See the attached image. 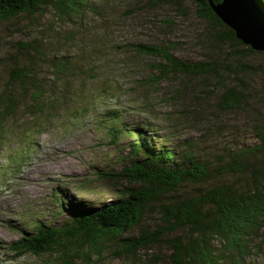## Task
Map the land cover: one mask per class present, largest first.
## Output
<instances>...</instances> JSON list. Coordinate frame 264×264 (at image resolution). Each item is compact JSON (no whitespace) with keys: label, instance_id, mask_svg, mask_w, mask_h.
Listing matches in <instances>:
<instances>
[{"label":"trees","instance_id":"trees-1","mask_svg":"<svg viewBox=\"0 0 264 264\" xmlns=\"http://www.w3.org/2000/svg\"><path fill=\"white\" fill-rule=\"evenodd\" d=\"M191 1L197 16L216 29L206 34L205 42L218 49L229 46L230 60H191L177 56L171 43H133L130 49L135 53L156 59L150 66L148 83L160 84L173 75L172 80L179 84L166 92L167 97L182 101L188 98L190 88L185 81L210 73L216 81L208 93L217 90L219 108L230 112L253 108L254 94L245 77L264 73V65L249 60L254 54L264 55V51L243 46L208 0ZM168 2L147 0V5ZM256 2L264 13V0ZM109 3L0 0V23L19 16L45 17L43 31L16 41L12 53L0 55V145L9 141L14 126H23L21 129L28 130L24 137H29L30 132L47 129L64 108L70 106L73 116L74 110L80 113L87 106L86 89L79 88L98 67L93 68L91 59L105 56L106 42L101 40L104 43L97 45V40L108 25L100 22L96 31L87 35L84 24L90 22L89 14L99 19L107 15ZM54 45L64 53H58ZM70 46L75 52L67 49ZM74 81H78V89ZM20 113L27 117L26 123L18 122ZM126 113L115 102L102 110L99 119L104 131L100 139L120 154L114 156L115 164L103 161L104 166H94V174L96 179L111 181L115 196L101 203H65L64 196L54 193L59 213L65 217L46 222L33 216L15 228L19 237L5 243L11 256L46 254L54 260L47 264H102L103 256L110 252L120 264H258L252 257L264 244V117L254 110L248 113L253 142L221 139L204 155L198 153L199 144L189 138L172 143L159 134L157 124L126 121ZM217 139L216 135L213 140ZM27 141L25 148L33 143ZM26 155L25 150L16 158V165ZM148 216L157 219L156 226L147 227ZM161 242L167 253L163 257L155 253L153 261H145V250Z\"/></svg>","mask_w":264,"mask_h":264},{"label":"rangeland","instance_id":"rangeland-1","mask_svg":"<svg viewBox=\"0 0 264 264\" xmlns=\"http://www.w3.org/2000/svg\"><path fill=\"white\" fill-rule=\"evenodd\" d=\"M108 10L110 12L102 19L87 15L90 22L84 24L88 31L83 33L87 35L95 32L94 28L100 22L101 25H108L99 35V43L96 42L102 45L104 42L101 40H105V56L91 59L100 63L96 65L93 62V68L98 67L91 71L93 76H88L92 78L83 80V87L79 88L86 89L83 93L89 98L85 102L87 106L80 113L74 110L76 113L73 116L70 106H67L47 129L38 134L29 131V137H24L28 130L21 129L23 126L18 129L14 126L9 141L0 145V264L54 262L46 254L36 256L25 253L14 259L5 248L6 242L19 237L15 228H21L31 217L37 216L46 222L60 221L65 217L59 213L54 193L64 196L65 203L68 200L101 203L115 196L111 181L96 179L94 174V166H104L103 161H114L112 163L115 164L114 156L120 154L115 147L108 146L106 141L100 139L104 131L99 119L106 106H114L118 102L127 111L126 121L146 120L157 124L159 134L170 142L189 138L191 142L199 144L198 153L205 152L204 155H208L214 142L221 139L230 138L233 143V138L239 144L254 141L248 133L252 121L248 113L254 110L260 118L264 117V73L245 77L247 86L254 94L253 108H239L230 112L219 108L215 97L217 90L208 93L216 81L213 74L187 79L185 82L190 87L188 98L177 101L167 97L166 93L179 84L172 80L173 75L160 84L148 83V77L152 74L150 66L156 59L130 49L133 43H171L173 51L180 58L203 61L212 58L228 63L230 47L223 45L218 49L217 46L213 48L207 45L208 41L206 43L204 39L206 34L216 29L197 16L196 5L191 0H169L167 4L159 6H149L147 0H110ZM103 14L100 12V15ZM36 18L19 16L0 23V55L6 51L12 53L16 41H24L38 30L43 31L45 17ZM58 47L54 45L58 53H64ZM67 49L75 52L71 46ZM249 60L264 65V55L254 54ZM77 82H73L75 89H78ZM17 120L22 124L27 117L20 113ZM216 135L218 139L214 141ZM27 140L33 143L25 148ZM25 150L27 155L16 165V158L25 154ZM94 179L98 181L92 183ZM145 219L148 228L156 226L154 216ZM262 246L252 257L258 264H264V244ZM145 251V261H153V254L158 253L163 257L167 247L161 242ZM101 263L120 264V261L108 252Z\"/></svg>","mask_w":264,"mask_h":264},{"label":"water","instance_id":"water-1","mask_svg":"<svg viewBox=\"0 0 264 264\" xmlns=\"http://www.w3.org/2000/svg\"><path fill=\"white\" fill-rule=\"evenodd\" d=\"M213 12L235 37L253 50L264 51V13L256 0H208Z\"/></svg>","mask_w":264,"mask_h":264},{"label":"bare ground","instance_id":"bare-ground-1","mask_svg":"<svg viewBox=\"0 0 264 264\" xmlns=\"http://www.w3.org/2000/svg\"><path fill=\"white\" fill-rule=\"evenodd\" d=\"M60 23V22H59ZM116 193V192H115Z\"/></svg>","mask_w":264,"mask_h":264}]
</instances>
